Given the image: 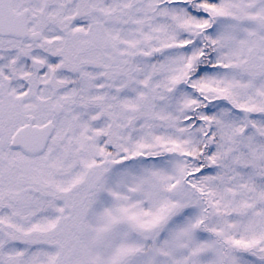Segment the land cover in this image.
Returning <instances> with one entry per match:
<instances>
[{
    "label": "snow or ice",
    "instance_id": "6c2138e0",
    "mask_svg": "<svg viewBox=\"0 0 264 264\" xmlns=\"http://www.w3.org/2000/svg\"><path fill=\"white\" fill-rule=\"evenodd\" d=\"M0 264H264V0H0Z\"/></svg>",
    "mask_w": 264,
    "mask_h": 264
}]
</instances>
